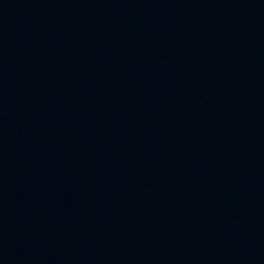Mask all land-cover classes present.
<instances>
[{
  "label": "water",
  "instance_id": "95a60500",
  "mask_svg": "<svg viewBox=\"0 0 264 264\" xmlns=\"http://www.w3.org/2000/svg\"><path fill=\"white\" fill-rule=\"evenodd\" d=\"M0 264H264V0H0Z\"/></svg>",
  "mask_w": 264,
  "mask_h": 264
}]
</instances>
